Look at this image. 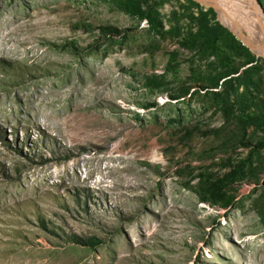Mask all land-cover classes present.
Wrapping results in <instances>:
<instances>
[{"label":"rangeland","instance_id":"1","mask_svg":"<svg viewBox=\"0 0 264 264\" xmlns=\"http://www.w3.org/2000/svg\"><path fill=\"white\" fill-rule=\"evenodd\" d=\"M230 12L0 0V264H264L263 41ZM39 95L98 142L63 158Z\"/></svg>","mask_w":264,"mask_h":264},{"label":"bare ground","instance_id":"2","mask_svg":"<svg viewBox=\"0 0 264 264\" xmlns=\"http://www.w3.org/2000/svg\"><path fill=\"white\" fill-rule=\"evenodd\" d=\"M209 1L214 5H216L217 8L221 11V13L227 12V10L229 11L231 9L230 13H232L234 18L236 19L235 27H237L238 29L243 28L246 31L251 32L252 34L257 35L258 37L260 36V38L263 41L262 42L263 46L261 48L255 47L254 45L252 46L255 47V50L258 53L264 54V19L261 15V12L258 10V8H256L254 0H209ZM5 41H2L3 42L2 44L7 42ZM39 96L40 99H36L35 101H31V102L29 101L24 107L26 113L32 114L31 119H27L26 117H24V120H26V122L28 121L33 124H36L37 122H41L47 129L51 130L54 128L55 131L57 132V135L61 134L62 136H64L66 141L71 144L70 146L71 150L63 149V151L65 152V154L63 153L64 155H61L63 158L67 159L72 157H78L81 154V152L87 149L89 150V146L92 144V142L96 139L98 135L95 136V134L90 133V131L87 129V126L82 125L85 123H78L79 121L77 122L76 119L74 120V117L73 119H66L63 121H59V119L56 120L57 116L59 115H57L56 109L55 111H50L52 108L50 104L52 103L50 101L48 102L46 101L47 95H39ZM19 110H20V106L12 105L10 99L7 100L4 97L2 98L0 97V120H1L0 122H5V123L10 122L12 120V114L18 112ZM54 119L56 120V122H53ZM11 126L10 129L12 128ZM96 141L97 140H95V143ZM79 162L80 160L74 159L73 163L69 164L68 168L72 169L73 172L76 171L78 169ZM73 174L69 173L68 176L70 180H72V182L77 183L78 179L76 178L75 174L74 175Z\"/></svg>","mask_w":264,"mask_h":264},{"label":"trees","instance_id":"3","mask_svg":"<svg viewBox=\"0 0 264 264\" xmlns=\"http://www.w3.org/2000/svg\"><path fill=\"white\" fill-rule=\"evenodd\" d=\"M218 39H219V36H218L217 33L213 34V35L210 37V41H211L212 44H216V42L218 41ZM236 73H237V72H234L233 74H236ZM228 76H230L229 73H228L227 75L223 76V78H226V77H228ZM215 85H216V84H215ZM217 86H218V84H217L214 88H217ZM89 243H90V244H89L90 247H95V246H97V245L99 244L98 241H92V240H90Z\"/></svg>","mask_w":264,"mask_h":264}]
</instances>
